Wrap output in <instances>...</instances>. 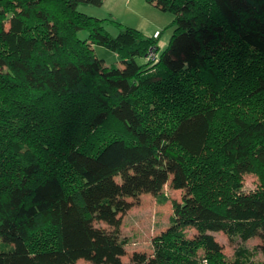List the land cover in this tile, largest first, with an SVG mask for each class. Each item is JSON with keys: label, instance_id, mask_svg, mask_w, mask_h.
I'll list each match as a JSON object with an SVG mask.
<instances>
[{"label": "trees", "instance_id": "16d2710c", "mask_svg": "<svg viewBox=\"0 0 264 264\" xmlns=\"http://www.w3.org/2000/svg\"><path fill=\"white\" fill-rule=\"evenodd\" d=\"M103 1L0 0V264H249L211 233L264 232V0H145L174 18L155 64L158 39L78 10ZM167 183L186 190L167 230L122 262L127 199Z\"/></svg>", "mask_w": 264, "mask_h": 264}, {"label": "rangeland", "instance_id": "374dc122", "mask_svg": "<svg viewBox=\"0 0 264 264\" xmlns=\"http://www.w3.org/2000/svg\"><path fill=\"white\" fill-rule=\"evenodd\" d=\"M78 10L88 16H93L105 20L103 27L112 37L119 33V27H127L138 30L148 36L160 33L157 40L159 54L165 52L169 41L173 35V15L161 11L154 2L145 0H104L99 7L80 5ZM5 30L8 24H4ZM78 36L86 38L84 32ZM94 53L98 59L104 61L107 67L122 68L121 60L114 52L101 47L93 46ZM138 64H143L141 59ZM120 182L119 177L112 179ZM258 186V177L252 174L242 176V191L252 192ZM186 190H175L165 184L159 195L151 193L137 192L134 196L127 199L131 206L127 212L120 215L119 239L125 241L124 255L121 261L127 263L133 254L141 253L151 256L153 253L152 241L155 237L166 231L169 225V218L173 214V202H181L183 193ZM91 225L95 229L110 231L111 228L103 222L92 220ZM187 237L192 238L196 235L194 229L186 232ZM222 248L225 261L233 259L234 250L238 246H245L254 255L249 264H264V252L260 249L254 250L255 246L264 245V232H259L245 242H229L226 235L222 232L211 233ZM76 264H89L84 260L77 261Z\"/></svg>", "mask_w": 264, "mask_h": 264}, {"label": "built area", "instance_id": "2783aa9c", "mask_svg": "<svg viewBox=\"0 0 264 264\" xmlns=\"http://www.w3.org/2000/svg\"><path fill=\"white\" fill-rule=\"evenodd\" d=\"M160 36V33L156 32L153 36V38L158 39ZM160 58L159 54V48L157 44L150 45L146 51L144 52L142 59L150 64H155Z\"/></svg>", "mask_w": 264, "mask_h": 264}, {"label": "crops", "instance_id": "0c3cea01", "mask_svg": "<svg viewBox=\"0 0 264 264\" xmlns=\"http://www.w3.org/2000/svg\"><path fill=\"white\" fill-rule=\"evenodd\" d=\"M142 33V32H141ZM143 35H145V36H147V37H152V36H148V35H146V34H144V33H142Z\"/></svg>", "mask_w": 264, "mask_h": 264}]
</instances>
